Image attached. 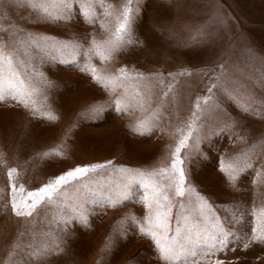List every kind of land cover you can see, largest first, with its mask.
Instances as JSON below:
<instances>
[{
  "label": "rangeland",
  "instance_id": "obj_1",
  "mask_svg": "<svg viewBox=\"0 0 264 264\" xmlns=\"http://www.w3.org/2000/svg\"><path fill=\"white\" fill-rule=\"evenodd\" d=\"M92 3L94 24L81 15L79 0L73 19L55 25L37 24L38 12L30 7L0 10V39L33 32L80 51L71 63H61L60 57L32 61L37 74L29 108L0 102V264H162L153 242L129 215L140 218L147 211L139 185L125 203H87L82 209L87 226L76 219L66 233L61 229L63 220L75 215L71 207L49 205L35 219L23 220L11 210V185L20 200L77 165L111 160L115 171L121 165L146 171L168 167L193 121L191 146L181 150L188 181L212 196L221 216L239 219L234 230L240 237L196 259L200 264H264V243L244 246L255 216L264 210V0H139L134 42L117 54L94 53L89 59L85 50L93 40L102 44L113 36L127 0ZM5 28L12 31L6 34ZM205 32L212 37L206 43ZM85 64L102 80L122 68L133 75L162 73L172 86L166 110L161 114L162 86L155 81L149 87L145 81L120 80L105 88L83 71ZM213 84L218 87L209 93ZM137 93L151 95V103L115 110L117 97L132 100ZM221 159L244 162L234 188L219 166ZM13 167L17 172L9 180ZM91 179L105 185L120 181L113 169ZM68 192L71 205L75 190ZM43 248L51 250L48 255H39Z\"/></svg>",
  "mask_w": 264,
  "mask_h": 264
},
{
  "label": "snow or ice",
  "instance_id": "obj_2",
  "mask_svg": "<svg viewBox=\"0 0 264 264\" xmlns=\"http://www.w3.org/2000/svg\"><path fill=\"white\" fill-rule=\"evenodd\" d=\"M138 4L139 0H127V5L123 8L113 36L103 41L102 44L93 40L92 46L85 50L84 55L89 59L94 53L101 56L114 55L126 45L132 44L134 42L135 12ZM13 5L17 8L30 7L37 10V24L44 22L55 25L73 19V9L77 6V0H40V2L11 0V4L6 0H0V10ZM78 7L81 15L90 24L96 23L92 0H79ZM3 30L6 34L12 31L7 28ZM86 38L87 33L85 34ZM211 38L210 33L203 34L205 43ZM79 54L78 46L61 42L48 35L33 32H23V35H6V38L0 39V102L11 100L23 105L26 109L29 108V99L35 91L33 76L37 74L32 61L38 58L43 60L44 58L60 57L61 63H71L76 60ZM65 57H71V60L64 59ZM83 71L89 72L96 82L102 83L105 88L110 85L115 86L116 82L120 80L145 81L149 87L155 81L157 85L162 86L161 114L166 110L165 106L172 86L165 83L167 78L162 73L137 72L133 75L122 68L118 75L102 80L91 64H85ZM40 75L43 74L40 73ZM188 75H192V73H188ZM171 76L172 74L169 73V77ZM214 87H218V85L213 84L208 89L209 93ZM208 99V97L203 98L205 104ZM133 102L143 109L151 103V95L137 93V96L132 100L117 97L114 101L115 110L122 112L125 110L126 104ZM195 108L197 110L202 108L199 99ZM98 111H103V109H98ZM30 114L33 117L37 116L35 110H32ZM45 115L44 112L39 113L41 117ZM193 117H196V112H193ZM49 119H54V117L49 116ZM142 123L151 124L152 121ZM194 130L193 121L187 134L183 135L175 148L168 167L146 171L138 167L121 165L118 171H115L117 165L111 160L103 163L77 165L28 192L27 197L20 200L16 198V185L13 183L11 185V210L16 217L31 221L49 205L61 208L71 207L75 215L65 218L61 229L66 233L71 223L76 219H79L82 225L87 226V217L82 214V209L87 203H109L113 206L125 203L132 199L135 195L134 188L139 185L143 190L140 203L146 207L147 211L140 218L129 215L137 225L139 233L149 237L153 242L162 264H200L196 259L198 253L222 251L233 240H238L240 237L234 230V223H239V219L234 215L231 217L221 216L216 210L212 196L196 190L188 181L181 150L186 146H191L189 140L193 136ZM137 131L140 129L138 128ZM243 163V161H234L225 164L223 159L220 161L219 166L228 174L227 181L233 188L237 175L245 170L241 166ZM108 169L114 170L120 178L119 183L112 182L105 185L91 179L92 175ZM16 172L17 168L8 169L9 180L13 179V174ZM69 188L75 190V194L71 197L75 203L71 205L68 204ZM251 242L264 243V210L255 216L252 235L244 246L248 247V243ZM50 251L48 248H43L39 255L46 256ZM217 264L220 262L218 261Z\"/></svg>",
  "mask_w": 264,
  "mask_h": 264
}]
</instances>
